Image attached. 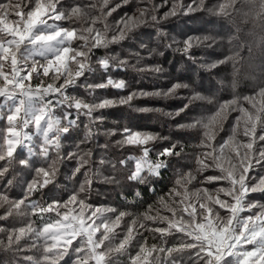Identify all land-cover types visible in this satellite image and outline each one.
Wrapping results in <instances>:
<instances>
[{
    "label": "snow or ice",
    "instance_id": "6c2138e0",
    "mask_svg": "<svg viewBox=\"0 0 264 264\" xmlns=\"http://www.w3.org/2000/svg\"><path fill=\"white\" fill-rule=\"evenodd\" d=\"M132 2L120 0L111 6L113 0H87V3L71 0L67 7L65 0H6L0 3V97L4 99L0 106V120H6L7 125V135L5 129H0V161H6L0 166V178L8 173L13 163L35 171L20 199L8 195L11 180L0 186V209L4 210L0 221L29 212L38 217V223L29 221L10 230L0 227V232L6 233V242L0 239V249L19 252L22 242L28 244L40 253V258L25 256V264H61L66 256L71 259L73 254L76 257L73 264H125L119 260L124 255H127L126 264H181L182 254L189 249L195 251L187 264H264V203L251 195L264 194V176L249 175L250 169L255 171L258 164L264 169L261 164L264 162V144H261L264 142V86L242 98L250 107H245L241 98L236 97L217 103L214 111L193 117L190 123L177 124L178 130L199 133V143L195 147L200 151L195 155V167L178 173L167 195L157 197V207L149 205L144 212L133 214L88 202L101 169L110 166L112 171H118L117 165L135 161L134 168L128 169L127 179L145 184L149 177L161 176L162 170L170 167L171 158L180 157L184 151L180 141L156 151L153 142L170 138L155 132L124 127L120 131L109 129L101 133L102 110L130 105L138 97L169 99L180 89H191L188 83L176 82L166 90L132 91L118 98L97 95V89L123 90L128 87L124 79L112 77V67H131L138 72L153 73H163L166 69L158 64L137 67L145 60L139 52H129L136 61L130 65L127 58L108 52L96 56V51L138 39L137 33L143 28H156L157 38L165 41V48L196 63L193 50L212 48L217 42L216 36L189 35L178 40L163 31V24L178 15L197 12L229 15L230 10L237 11L238 0H223L211 7L207 0H191L190 3L183 0H161L160 3L135 0L134 12L125 13L114 24L109 23L108 17ZM245 2L252 6L257 18H264V0ZM169 3L171 7L158 15L159 10ZM139 47L146 46L141 43ZM239 47L236 44L231 49L232 55L201 67L211 71L231 62L234 75L238 74L235 65L239 59ZM156 53L155 48L149 49V56ZM94 57L96 64L107 74V79L102 77L100 83L87 82V74L95 70ZM233 83L235 86V81ZM77 88H84L85 95L69 91ZM187 101L175 112L147 107L137 110L162 112L175 119L191 110L196 101L213 103L211 98L195 90ZM237 111L239 115L232 123L230 135L222 142L217 141L230 114ZM96 113L98 115H94ZM81 117H86L87 123ZM81 124L84 136L75 145L76 151L64 152L63 140L71 139L73 131L78 132ZM30 128L39 133L42 142L38 152H33V147H28V152L43 158L46 167L36 168V161L30 162L18 153L14 155L18 145L24 148V141L33 139L30 132L25 131ZM241 128L242 135L247 138L244 141L238 139ZM258 130L262 134H257ZM100 135H119L114 147L133 154L113 161L102 151L100 158L94 159L95 149L106 151L113 145L109 142L103 145L93 143L87 148L80 145L94 142ZM66 159H75L77 166L73 174L80 173L84 177L78 190H73L63 201L55 197L50 198L51 202L32 199L35 193L42 192L54 182L58 165ZM209 169L218 174L203 176ZM198 176L202 179L198 180ZM104 179L107 183H117L115 177ZM204 184L217 186H197ZM136 196L139 198L140 193L137 192ZM161 209L170 215H162ZM127 217L134 218L126 220ZM149 222L156 226L149 227ZM122 224L124 230L121 232ZM141 229L153 234L152 239H159L160 243L149 245ZM176 234H180L178 246L165 247L168 238ZM134 245L138 246V251L132 255L129 249ZM64 264L68 262L64 261Z\"/></svg>",
    "mask_w": 264,
    "mask_h": 264
},
{
    "label": "rangeland",
    "instance_id": "374dc122",
    "mask_svg": "<svg viewBox=\"0 0 264 264\" xmlns=\"http://www.w3.org/2000/svg\"><path fill=\"white\" fill-rule=\"evenodd\" d=\"M6 0H0V3H4ZM71 0H65V7ZM87 3V0H83ZM120 0H113L111 6H114L116 3H119ZM161 0H156V3H160ZM184 3H190L191 0H183ZM223 0H207L208 5L214 6L218 3H222ZM171 7V3L162 7L158 15H162L163 12L167 11ZM136 4L135 0L128 5L117 9L112 16L108 17L109 23L114 24L116 21L120 20L125 13L131 14L135 11ZM237 11H231L229 15H219L215 13H205L197 12L190 13L188 15H178L177 17L171 18L169 22L163 24V31L168 32L170 35L176 36L178 40H183L187 36H198V35H207L212 34L216 36L217 42L212 46V48H199L194 49L193 54L196 57V63H192L187 57L182 56L180 53H174L171 49L164 47L165 41L158 40L157 38V29L156 28H143L138 33V39L133 41H125L123 45H112L109 49H99L96 51V56L104 55L105 52H108L112 55H119L120 58H127L129 64H135V57L129 55V52L135 53L139 52L141 56L145 57V60L142 61L137 67H145L151 65H160L162 68L166 69L163 73H153V72H138L131 67L126 69L112 67L110 69L111 75L115 79H124L128 83V87L123 90L114 89L109 87L107 89H97V95L106 96L107 98H118L119 96H127L132 91H157L161 89H167L171 87L173 83L183 82L191 85V89H180L175 97L169 99H162L156 97H138L131 101L130 105H117L115 107L102 110L104 113L103 124L100 126V132H106L109 129L120 131L124 127L131 128L136 131H149L159 133L161 137H169V140H158L153 142V147L156 151L163 150L164 147L170 146L171 142L180 141L184 145V151L181 153L180 157L171 158V165L167 169L171 172L170 186L161 196H166L169 190L173 187L174 182L177 178V174L181 172H187L189 169L195 167V155L200 151L196 148L195 145L199 143V133L196 130H178L177 124H186L192 121L193 117L200 115L208 114L211 111L215 110L217 103H222L227 100L239 97L241 98V103L245 107H250L246 102L242 100L244 96L252 95L259 88L264 86V42L260 38L257 43V37H264V25H261V19L257 18L255 11L252 9V6L245 2V0H238L236 4ZM15 19V17H12ZM204 19V21H201ZM51 23V21H49ZM66 24L68 22H65ZM233 25L236 29L234 33L237 32V36L240 33L243 26L248 27L246 36L248 37L246 47V52L248 54H253L252 56L246 55L242 57L244 53V45L242 42L239 44V59L235 67L239 70L238 74L234 75L233 73V64L226 63L220 65L216 69L211 71L205 70L201 65L211 63L217 59H224L227 56L224 50L225 37L222 34H225L229 30H232L228 26ZM222 25L223 28L218 29L216 26ZM99 26V25H98ZM232 27V26H231ZM234 31V30H233ZM183 33V34H181ZM254 36V37H253ZM251 39H250V38ZM253 37V38H252ZM143 43L146 47L140 48L139 45ZM155 48L157 50L156 54L149 56V49ZM163 52V55L158 53ZM258 55V56H256ZM180 66H183L185 69H179ZM93 72L88 73V83H100L103 80L107 79V74L103 69L100 68L95 62V57L93 58ZM181 70V72L179 71ZM180 72V73H179ZM81 77V81H83ZM200 79V86H197V80ZM235 81V86L234 82ZM192 90L199 92L205 97L212 99L213 103L209 104L207 101H196L191 107V110L182 113L179 117L172 119L163 115L162 112H141L137 109L140 108H160L164 112H175L179 108L183 107L187 103V97L192 95ZM73 94L85 95L84 88L69 89ZM88 98V97H86ZM90 99V98H89ZM4 103V99L0 97V106ZM74 111V110H73ZM98 115V113L94 114ZM239 115V112H232L229 116L228 121L225 122L224 129L220 131L217 136V141L222 142L224 139H227L230 135V129L232 123L234 122L236 116ZM84 120V123H87L86 117H81ZM6 120H0V129H5L4 134L6 133ZM25 131L30 132L33 139L31 141H24L26 145L24 148L17 146V153L21 155L22 158L28 159L31 161H36L35 167L39 168L42 166L46 167V164L43 161V158L36 155H30L28 152V147H33V152H38L39 145L42 142V137L39 136V133L35 132L34 128L25 129ZM241 134L238 136L239 140H246ZM257 134H262L259 132ZM67 135V134H65ZM84 136V126L81 124L79 131H73L71 139L63 140V151L64 152H74L76 151L75 145L83 139ZM119 135L115 137H106L100 135L96 141H90L87 144H81V148L92 147L93 143L105 144L109 142L113 147L108 148L106 151L104 149H95L93 158L98 160L99 153L104 151L108 159L113 161L124 159L128 155H132V151H127L125 149L115 148V141L119 139ZM264 144V142H261ZM257 145L256 147H259ZM139 155V152L135 153ZM54 155V153H53ZM153 158L155 153L152 154ZM6 164V161H0V166ZM264 164V162H261ZM77 166L75 159H66L63 163L58 165V172L56 178L52 184L46 186L42 192L35 193L32 199L40 201H50V198L55 197L61 201L67 200L68 196L73 190H78L79 184L83 181L84 177L82 174L77 173L73 174L74 169ZM135 161H128L127 165H117L118 171H112L111 167L108 166L106 169H101V175L93 183V192L88 196V202L94 205H105L117 208L119 210H125L133 214L142 213L148 207L142 208L140 211L132 212L130 211V205L123 204L121 206L115 205L113 203V197L120 196L117 193L116 188L118 187L117 183H107L105 182V177H115L116 181L118 179L117 173H123L128 175V169L134 168ZM83 171V170H82ZM217 172L209 169L203 176L216 175ZM250 176H264V169L261 168V165H256L255 171L250 169ZM35 176V171L30 168H26L23 165L18 163H13L9 167L8 173L0 178V186L7 184L9 180L12 181V184L9 185L8 195L12 199H20L23 197V193L27 187V183L30 182ZM198 180L202 179V176L197 177ZM126 183L134 182L125 179ZM200 187L212 188L217 185L215 184H204L197 185ZM255 200H258L261 203H264V194L254 193L251 194ZM154 207H157V199L151 204ZM3 209H0V214L3 213ZM162 215H170V213L165 212L161 209ZM247 213H242L245 215ZM51 215H55L52 213ZM134 217H127L126 220H131ZM29 221H37L38 217L29 212L27 215H16L10 217L8 220L0 221V227L5 229L19 228L24 226ZM149 227H154L151 222L148 224ZM163 226V225H160ZM124 230V225H121L119 231ZM144 238H147L148 244L153 242L159 244V239L153 240L151 233L141 229ZM158 235V234H157ZM0 239L5 240L6 242V233L0 232ZM180 234L170 236L165 242V247H172L179 244ZM29 244L31 241L28 242ZM75 243V241H74ZM22 248L19 252L13 250H4L0 249V264H25L24 257L32 256L34 258H40V253L36 249L30 248L28 244L22 242ZM251 248V246H248ZM138 251V246H133L129 249V253L135 255ZM194 251L192 249L187 250L183 253V261L181 264H187L189 256H194ZM8 259H7V258ZM75 255L73 254L71 259L65 257L64 261H67L68 264H73L75 260ZM179 259V257H177ZM119 260L122 262H127V255L120 256ZM64 261H61V264H64Z\"/></svg>",
    "mask_w": 264,
    "mask_h": 264
},
{
    "label": "trees",
    "instance_id": "16d2710c",
    "mask_svg": "<svg viewBox=\"0 0 264 264\" xmlns=\"http://www.w3.org/2000/svg\"><path fill=\"white\" fill-rule=\"evenodd\" d=\"M201 21H204V19H202ZM260 22H261V25L263 26L264 25V18H262ZM229 24L232 27L231 26H228V27L231 29L233 28V29L229 30L225 34H222L225 37L224 50H225L226 54L232 55L233 53H232L231 49L236 44H238L237 41L238 42L240 41L244 45V47H243L244 53H243L242 57L245 56V53H246V55L252 56L253 54H248L246 52V47L248 46V43H247L248 37L246 36V32H247L248 27H246V26L240 27L241 30H240L239 35L237 36V32L234 33L236 31V29L233 27V25L231 23H229ZM216 27L218 29L223 28L222 25H220V24ZM233 36H235L236 38L238 37L237 41H236V39L233 38ZM259 36H255V37H257V39L255 40L256 43L260 38L262 39V42H264V37H262V36L259 37ZM256 56H258V55H256ZM230 64H232V63L230 62ZM179 69H185V68L183 66H180ZM179 71L181 72V70H179ZM198 81H200V79L197 80V86H200V82H198ZM162 172H163V174L159 177H149L148 181L145 184H139L137 182L126 183L125 179L127 178L128 175L126 176V174H124V172L122 174L120 172L117 173L118 187L116 188V191H117V193L120 194V196L113 197V203L115 205H119V206H121L123 204L130 205L129 209L132 212L140 211L142 208H145V207L151 205L157 199V197L161 196L164 192H166V190L170 186L171 172L169 170L167 171V169L162 170ZM137 192L140 193L139 198H137V196H136Z\"/></svg>",
    "mask_w": 264,
    "mask_h": 264
}]
</instances>
